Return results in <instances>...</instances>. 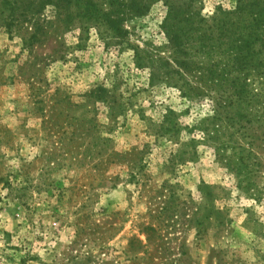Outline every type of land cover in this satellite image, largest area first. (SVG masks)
Listing matches in <instances>:
<instances>
[{"label": "rangeland", "instance_id": "374dc122", "mask_svg": "<svg viewBox=\"0 0 264 264\" xmlns=\"http://www.w3.org/2000/svg\"><path fill=\"white\" fill-rule=\"evenodd\" d=\"M0 264H264V0H0Z\"/></svg>", "mask_w": 264, "mask_h": 264}]
</instances>
